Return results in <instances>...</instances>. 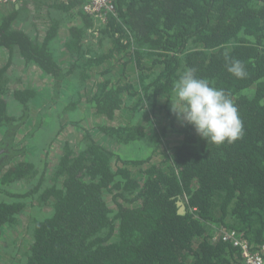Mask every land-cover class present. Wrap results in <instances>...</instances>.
<instances>
[{"label":"trees","instance_id":"16d2710c","mask_svg":"<svg viewBox=\"0 0 264 264\" xmlns=\"http://www.w3.org/2000/svg\"><path fill=\"white\" fill-rule=\"evenodd\" d=\"M83 1L49 5L54 18L43 41L14 25L25 11L40 12L46 0H25L0 12V48L53 79L54 95L43 112L54 108V115L46 120L62 122L67 114L69 124L80 126L74 115L94 73L86 101L109 121L97 128L98 136L82 127L76 145L64 141L49 174L41 150L18 149L37 138L43 122L16 140L38 93L9 87L10 63L0 70V145L9 150L0 154V194L7 197L0 200V240L4 230L23 227V215L38 201L51 211L32 212L30 245L19 251V264H235L237 249L212 242L206 224L264 243V0H116L105 26L75 13ZM63 16L74 23L64 40ZM64 52L71 59L68 68L59 62ZM124 58L137 69L125 86L113 80L109 66ZM231 59L244 64L245 78L228 72ZM188 68L232 100L243 123L241 139L207 144L184 124L174 129L179 143L169 147V126L151 130L135 117L111 124L124 110L126 92L133 113L174 114V82ZM7 98L19 103L22 115L11 114ZM117 147L133 156L123 159L113 151ZM163 153L162 162L152 157ZM27 155L29 161L13 164ZM132 167L140 168V178ZM16 185L30 188L15 192Z\"/></svg>","mask_w":264,"mask_h":264},{"label":"rangeland","instance_id":"374dc122","mask_svg":"<svg viewBox=\"0 0 264 264\" xmlns=\"http://www.w3.org/2000/svg\"><path fill=\"white\" fill-rule=\"evenodd\" d=\"M51 4L52 3H49V1L47 2L46 0V5L40 12L35 11L32 13L25 11L20 17L19 21L15 23V28L23 30L31 36L43 40L47 32L42 30L43 20L40 15L43 13L47 14L51 24L54 18L48 7ZM22 6H24V2ZM8 12H11V10L6 11V13ZM62 20L63 21L61 22L60 26V38L64 40L68 37V30L74 23L71 22V19H68V16H63ZM8 53H5L3 48H0V69H2V67H4L6 64L11 63L7 72L8 77H10L9 87L12 86L13 89H33L38 93V96L32 99V108L28 114V118L29 120L31 118V122L26 124V121L23 124L24 127L19 129L16 140L23 138L25 132H27L29 128L32 129L37 123L43 122L37 138L32 141V144L30 142L29 143L33 146L34 150H41L40 157L43 159L44 163L48 162L46 164H48V172L51 174L53 172V167L57 163L59 154L62 151L61 148L64 141L69 140L72 142V144L76 145L81 138V134H83L82 127L92 130L95 135L98 136L100 133L97 128L104 125V123L109 122L108 119L96 114L95 110L90 109L86 101L87 97L92 94L94 81L97 79L96 75L94 73L91 74V78L89 79L86 89L83 92L84 99L81 101L80 105H78V110L74 115L75 122H80V126L69 124L68 122L70 117L67 114L62 117V122H57L55 119L51 122H48L46 119L54 115V108L45 112H43V110L44 107H46L51 102L54 95L52 77L50 75L44 74L39 66L26 64V62H24V60L17 53H14L13 57ZM64 56H60L59 62L65 68H68L70 61L68 62L67 58H65L66 56ZM109 66L112 67L113 80L119 84H123L125 86L127 83L134 81L136 78L137 69L134 68V65L129 63V58H124L120 61H114L110 63ZM146 66L148 65L146 64ZM127 94L128 92L123 93L126 103V105H124V110L117 113L115 119H113L111 122L112 125H125L135 117L138 118L139 121L144 125H147L149 128H151V130H158L163 126H169V135L168 138L164 140V146L167 145L169 147H174L177 143H179L180 137H178V134L174 133V129L176 130L177 127L179 128L182 125V121L178 119L175 114H171L167 117L161 115L162 113L160 114L159 112L144 114L143 111H140L142 115L139 112L133 113L131 110H129V106H127V104H129L131 101L129 100ZM7 99L9 104H11L9 105V111L11 114L22 115L23 111L19 103H15V101L11 98ZM62 125L66 126L61 129ZM101 141L104 142L103 138ZM106 145L108 146V143H106ZM19 148L20 146L18 149ZM165 150L166 148L164 149V152ZM113 151H115L122 158L124 157L123 159L133 156H128L129 152L124 148L117 147L113 149ZM141 151L149 152L145 149H141ZM142 157L143 156L141 155L140 158L142 159ZM152 157L159 158V163L163 161L162 157H164V153L162 156L152 154ZM14 159L15 160L13 161V164H15V162H19L20 160L29 161L30 156H21V158L15 157ZM119 160L120 159L117 158L114 164L119 165ZM155 161L157 160L155 159ZM39 166L43 168L42 164H39ZM8 168L9 166L4 170V172ZM132 171L135 177L140 178V168L132 167ZM47 180L50 181L49 176L47 177ZM27 188H30V186L27 187V185H16L13 187V190L15 192L25 191ZM4 199L7 200V197L4 194H0V200ZM106 200L112 208H116V202L114 201L112 195H108ZM35 205V208H28L27 212L23 215L22 228H19L18 231L4 230L5 232L3 233V237L0 240V264H19L24 258L22 253L19 251L21 250L24 252V250L29 248L31 240L30 219L32 220V212L41 211L45 214H48L51 211V207L41 208V205L38 203V201H36Z\"/></svg>","mask_w":264,"mask_h":264},{"label":"clouds","instance_id":"9594fccd","mask_svg":"<svg viewBox=\"0 0 264 264\" xmlns=\"http://www.w3.org/2000/svg\"><path fill=\"white\" fill-rule=\"evenodd\" d=\"M227 70L239 79L247 75L244 64L236 59L230 60ZM173 94L171 111L182 125H191L207 144H232L242 138L243 123L237 107L223 89L197 77L194 68L179 75L174 82Z\"/></svg>","mask_w":264,"mask_h":264},{"label":"built area","instance_id":"2783aa9c","mask_svg":"<svg viewBox=\"0 0 264 264\" xmlns=\"http://www.w3.org/2000/svg\"><path fill=\"white\" fill-rule=\"evenodd\" d=\"M25 0H0V12L6 13L12 10L13 6L21 5ZM52 4L66 2L71 0H47ZM116 0H84L78 6L75 13H84L93 18L95 26H105L108 16L116 12ZM44 12V11H43ZM42 13V12H41ZM43 20L42 30L48 31L50 27V20L47 14L40 15ZM78 25V24H75ZM8 53V50H5ZM206 228L209 229L212 242L230 243L239 252L236 257L235 264H264V243H251L243 232L236 230H229L221 224L207 223Z\"/></svg>","mask_w":264,"mask_h":264},{"label":"flooded vegetation","instance_id":"af4514ba","mask_svg":"<svg viewBox=\"0 0 264 264\" xmlns=\"http://www.w3.org/2000/svg\"><path fill=\"white\" fill-rule=\"evenodd\" d=\"M22 5H23V3H22ZM20 6V5H19ZM52 26V25H51ZM50 28V27H49ZM65 56H67L66 54H65ZM67 59L69 60V61H71V59L70 58H68V56H67ZM11 64V63H10ZM31 108H32V100H31ZM30 111H31V109H30ZM29 120V119H28ZM27 120V122H26V124L28 123V122H31V118H30V120L28 121ZM24 126L22 125V127H21V129L23 128ZM31 130V128H29L28 130H27V132H25V134H24V136L23 137H25L26 135H27V133L29 132ZM1 133V132H0ZM1 135V134H0ZM22 139V138H21ZM21 139H18L17 140V142H19V141H21ZM1 140V139H0ZM30 143L32 144V141H30ZM29 142H25L24 143V145L23 144H21L20 145V148H22V147H24L25 145H27V146H29V148H31L32 149V145L30 144ZM2 144L0 145V154H3L5 151L6 152H8L9 150L8 149H5V147L6 146H4V147H2ZM29 156V155H28ZM18 157H20L21 158V156H18ZM22 157H24V156H22ZM15 160V159H14ZM21 161H25V160H20L19 162H21ZM18 163V162H17ZM16 162H15V164H17ZM9 166V165H8ZM8 166H6L5 168H4V170L8 167ZM52 168V167H51ZM54 168V167H53ZM18 250H19V248H18ZM25 251V250H24Z\"/></svg>","mask_w":264,"mask_h":264},{"label":"crops","instance_id":"0c3cea01","mask_svg":"<svg viewBox=\"0 0 264 264\" xmlns=\"http://www.w3.org/2000/svg\"><path fill=\"white\" fill-rule=\"evenodd\" d=\"M20 6H21V5H20ZM20 6H19V7H20ZM45 37H46V34H45L44 38H45ZM44 38H43V40H44ZM43 40H41V41H43ZM5 50H7V49H5ZM8 51H9V50H8ZM5 53H6V51H5ZM8 54H11L10 51H9ZM65 54H66L65 52L62 53V56H64ZM64 57H65V56H64ZM65 58H67V56H66ZM67 60H68V59H67ZM24 62H25V61H24ZM68 62H69V60H68ZM6 65H7V64H6ZM6 65H5V66H6ZM5 66H4V67H5ZM4 67H2V68H4ZM9 68H10V67H9ZM0 70H1V69H0ZM10 88H11L12 90H15V89L12 88V86H10ZM15 103H16V102H15ZM9 105H11V104H9ZM1 138H2V135L0 136V139H1Z\"/></svg>","mask_w":264,"mask_h":264},{"label":"water","instance_id":"95a60500","mask_svg":"<svg viewBox=\"0 0 264 264\" xmlns=\"http://www.w3.org/2000/svg\"><path fill=\"white\" fill-rule=\"evenodd\" d=\"M179 205L181 206V212L185 213L186 212V208H185V205H184L182 200H180Z\"/></svg>","mask_w":264,"mask_h":264}]
</instances>
